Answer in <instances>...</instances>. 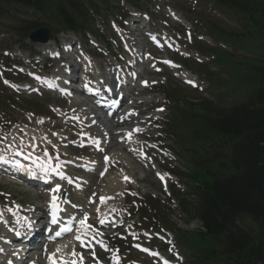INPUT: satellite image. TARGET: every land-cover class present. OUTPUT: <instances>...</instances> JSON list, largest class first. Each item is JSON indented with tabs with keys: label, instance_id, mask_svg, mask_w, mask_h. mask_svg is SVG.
<instances>
[{
	"label": "rangeland",
	"instance_id": "rangeland-1",
	"mask_svg": "<svg viewBox=\"0 0 264 264\" xmlns=\"http://www.w3.org/2000/svg\"><path fill=\"white\" fill-rule=\"evenodd\" d=\"M138 3H140V6L136 7L138 9L141 7L142 10L130 8L129 4L123 0H120V2H117V0H111V6H115L116 8L111 9V12L109 10L98 12L99 14L94 17V23L93 26H91V29L94 34L96 32V35H86L84 37L77 36L74 38L72 35L65 34L58 35L56 38L59 39L60 36H63L61 39L57 40V44L60 43V45H63L69 38H71V40L79 41L81 43V48L84 46V49L90 53L97 68H99L102 73L110 71L111 67L117 64L122 67H127L130 60L125 58L124 52L119 46V40L124 38V36L121 33L118 37L115 35L110 27V21H119L121 18L120 12L122 14L129 13L130 16L129 14L127 15L129 18L126 22H128L129 29L130 27L131 29H134L133 32L130 31V38L133 39L132 42L134 47H137V44L140 43L139 40L137 43L136 38L138 39V36L141 34V38L143 37L142 50L148 52L152 61L168 57L176 63L184 62L187 66L186 68L191 69L192 72H189V78L194 79L197 82V90H200V92H192L191 89L185 87L183 80L188 79V77L185 76L184 78L181 74L183 70L186 71L185 65H183L182 70L178 71L157 63L155 68H148L147 65L144 66L142 73V77L145 75L144 79H147L148 83L151 85H148L146 88H140L139 86L137 88L138 84L136 83L135 90L130 88V94L127 96L128 100H132H130V105L136 109V113L141 118V121L145 120L143 123L138 121L137 126L139 125L140 128L144 129L145 132L142 131L140 137L146 139L148 141L147 143L150 145L147 148L148 157L152 158L153 165L157 162L159 167H164L168 164L162 159L175 162V158H173L168 149L166 148V150H164L165 146L172 148L173 151L175 149L173 145L171 146L169 137L164 134L163 127H161L158 122H155L156 119L168 115V107L165 104L161 88L166 86L169 88V93H172V87L175 86L180 93V96L192 100H195L198 96L199 98H204L210 102L220 104L217 101V98L222 99L221 97L225 96L227 92L223 88V84L210 82L206 79L207 76L205 74L207 71L210 72L212 70H217L216 73L209 76V78H212L211 80H218L217 78H219V75H221L222 79H227L225 72H228L230 66L223 65L221 68L219 65L211 63V61L216 58L211 55L212 52L208 49L212 48L215 49L216 52L229 53L232 55L230 59L233 61H240L238 57H244L248 59L252 58L253 62H255V59L259 57V55L255 54L257 49L251 50L248 54H242L243 52H238V49L232 50L219 41L213 32L206 30V26H208L216 32L220 31L222 35L242 34V30H239V27L242 28L239 25L238 17L240 16L236 14L232 15V13L225 14L224 12H217L215 8L205 0H139ZM95 5L96 8L99 7L97 2ZM170 12H174L178 15L176 20L169 17ZM106 14L107 17L104 18V15ZM45 21L48 26L53 28V31H55V29L57 30L52 20H48V23L47 18L45 20V18L29 13L24 9L9 8L4 12L3 17H0V70L3 68L8 70L9 65H17L20 67L21 64L27 65L25 68L27 69V72L28 70H34L36 72V70H40L44 66L45 69L43 70L51 71H57L62 67V64H59L58 60L49 62L45 59V56L42 55L43 50L41 56L39 52L41 51V47L29 44L22 35L21 27H24V25L33 22L43 24ZM145 27L152 32L166 35L174 40L177 52L170 53L166 50H158L151 47L147 42V37L144 36V31L147 30H145ZM233 29L236 31H233ZM186 30L191 33L190 41L187 39L188 36L185 33ZM123 33L129 35L126 29L123 30ZM92 37L94 39H92ZM254 41L260 42L259 38L256 36L254 37ZM198 42L201 49H203V53H199L197 50L198 48L196 46L198 45H196V43ZM94 45H97V47H93ZM75 51L78 52V47L71 51L74 56H76ZM4 52L11 53L12 57L4 56ZM30 52H32V54H30ZM71 53H68L67 57L64 55L60 59L62 60L60 62H65L66 59L68 62H73L74 56ZM33 55H35L34 57L39 58L36 59L32 57L33 60L27 61ZM35 60L37 62L40 61V63L38 62L31 66L30 61ZM49 63H51L50 66H48ZM211 65L215 69H212ZM230 69L233 70L235 68ZM236 69L242 74L247 73L246 68L243 65L236 67ZM2 76L4 77V75L0 74L1 135L11 126H13L11 129V131H13L17 130L15 128H18V126L30 128V124L37 129L40 125L44 124L43 127L48 130H61L68 136L74 135V131L66 125L64 120L57 117L56 114L58 110H65L74 107V104L78 105L79 108L80 103L77 104L78 101H72L73 103H70L69 101H64L56 95L46 91H38L37 93L26 91L22 94H17L16 90H10L2 83ZM7 77L9 79L12 78V81L19 85L28 84L30 86L32 83V80L29 77H24L22 72L12 70V72L8 73ZM19 79H21V82H19ZM1 84L4 88H1ZM233 86L234 85H227V88H233ZM227 104L231 103L228 102ZM160 106L164 107L162 113L156 111V108ZM124 109L128 108L125 107ZM180 112L184 116L187 115V110H180ZM167 127L172 133H174V130L171 129L172 126L169 123ZM76 135H79V133L77 132ZM78 141L79 139L68 140L62 142V146L60 143H57L53 147H58L59 149L55 150L52 148V150L63 157H96V160L98 162L100 161L102 156L101 153L97 152L95 155L89 147H77ZM108 149L111 152V155L118 157L120 160L124 159L122 162L119 161V169L112 168L107 179H104L103 181L97 180L96 177L90 178L92 181L86 194L83 195L77 193L72 195V203L75 204L78 202L77 200L80 199L81 203L84 204L85 197L88 196V194L91 195L92 192H112V194L115 193V204L117 203L126 208V212L123 215L127 218L131 209L133 208L136 210L138 202H140L146 195H149L155 199L151 200L152 204L154 201L158 202V208L153 204L157 208V211L153 212L155 219L168 222V225H175L179 229H196L199 227V224L196 222L187 223L188 218L176 209V204L169 200L170 195L165 193L163 190L164 188L158 184L153 173H147L133 158L129 157L125 151L119 150L120 147L116 145L114 139L111 141ZM162 149L164 150L163 152L165 156H167L166 158L161 157ZM175 153L177 154V151H175ZM175 165L179 168V172L187 174L183 162H181V158L179 159L177 157ZM121 172L131 177L132 181L130 183H125L122 191H131L133 194L132 198L127 197L124 199L122 191H120L121 195H117L118 192L110 190L111 178H119ZM174 181L176 182V180ZM174 181L173 178L170 180L167 179L168 184H174ZM39 195L41 194H38L35 190L26 185L10 181L5 177H0V209L4 210V213H6L8 209H11L10 211H16L17 209L28 210L32 206L42 207L45 198L41 199ZM152 223L155 222L152 220ZM103 234L106 241L109 242V245H113L110 241V235H112L111 230H103ZM125 247L126 246L123 245L122 250H124ZM77 253L84 258V264H95V260H100L101 258L97 252L85 254L78 250ZM121 257L126 259L128 264H132V257L136 259V256H131L130 253H126L125 251L121 254ZM143 262L144 264H156L151 261H146L145 259Z\"/></svg>",
	"mask_w": 264,
	"mask_h": 264
},
{
	"label": "trees",
	"instance_id": "trees-1",
	"mask_svg": "<svg viewBox=\"0 0 264 264\" xmlns=\"http://www.w3.org/2000/svg\"><path fill=\"white\" fill-rule=\"evenodd\" d=\"M207 1L245 14L252 42L260 35L264 46V0ZM6 6H23L40 15L55 13L70 27L81 3L0 0V8ZM254 67L242 76L246 95L241 104L224 111L199 100L196 120L190 122L189 141L200 146L202 161L190 180L196 185L195 215L204 229L188 232L189 241H182L193 251L191 264H264V63ZM246 217L256 224L254 235L236 225Z\"/></svg>",
	"mask_w": 264,
	"mask_h": 264
},
{
	"label": "snow or ice",
	"instance_id": "snow-or-ice-1",
	"mask_svg": "<svg viewBox=\"0 0 264 264\" xmlns=\"http://www.w3.org/2000/svg\"><path fill=\"white\" fill-rule=\"evenodd\" d=\"M161 111H162V109H161ZM26 147H28V145H24L23 141H21V143L19 145H16V144L7 145L5 152L0 153V165L8 166L9 169L19 171V172L27 171L25 166L23 164H21L20 160L16 159V157H20L22 155V153L24 152V149ZM24 158L30 159L31 158V152H29L27 156H24ZM39 167H40L41 171L45 173V176H47V174L49 172H53L56 175L60 176L61 179H64L63 174L60 173L59 171H57L56 168H52L51 165H39ZM125 179H127V177H125ZM58 191H59L58 187L52 189L53 193L58 192ZM56 199H57V197L55 195H53L52 200H51V204H50V207L52 209V211H51V223L53 225L57 224V211H59L58 205L56 204ZM101 202L103 203V200ZM0 215H2V214H0ZM86 221H87V216H85L83 219H81L79 221V227L77 228L78 234L75 236V240L79 242L81 247H83L85 244V241H84V239H82V236H87L89 234V232L92 231L91 225L87 224ZM19 222L20 221L18 219L17 223H19ZM35 225H36V221H34V220L27 221V226H28L29 230H32L35 227ZM70 225H71V221H69L68 226L61 224L60 230L55 232V236L59 237L65 232H71L72 228ZM9 230L12 231V229H9ZM16 235L19 236L20 235L19 232H16ZM53 239H54V237H53ZM145 251H146V249H145ZM61 253H62V249L57 248L55 250V252L48 255L47 259L49 261V264H84V258L82 256H80L79 253H77L74 249L72 252H70L68 254V256L71 257V259L61 255ZM9 264H11V262H9Z\"/></svg>",
	"mask_w": 264,
	"mask_h": 264
},
{
	"label": "bare ground",
	"instance_id": "bare-ground-1",
	"mask_svg": "<svg viewBox=\"0 0 264 264\" xmlns=\"http://www.w3.org/2000/svg\"><path fill=\"white\" fill-rule=\"evenodd\" d=\"M140 53H141V55H142V52H140V50L138 49V48H134V51H133V56H132V59H135L136 57H140ZM71 67H73V69H71V70H73V74H75V73H77V72H80V69H77V68H75V66L74 65H72V66H70L69 68H71ZM81 72H83V71H81ZM71 73V72H70ZM97 75H100L99 73H97ZM185 75L187 76L188 74L187 73H185ZM131 76V75H130ZM125 75L123 74V73H121V79L123 80V85L124 86H126L127 85V81H125ZM63 79H66V77H63ZM73 79V78H72ZM128 79V78H127ZM74 80V79H73ZM121 80V81H122ZM107 81H108V78H107ZM130 81H132L131 79H130ZM62 82V81H61ZM72 85H73V83H72ZM119 92H121V91H119ZM118 92V93H119ZM90 109H92V108H90ZM81 112V117L83 116V111L81 110L80 111ZM93 113H95V112H93ZM127 114V113H126ZM95 120L96 121H98L99 123H101V126H102V130L103 131H105L106 133L105 134H108V129L109 128H116L115 126H117L118 125V123H114V121L112 122V121H108L107 119H105L104 118V120H103V118H101V117H99V116H97V114L95 113ZM121 114H119V116H120ZM128 116V115H127ZM129 117V116H128ZM84 118V117H83ZM29 134H31V133H28L27 135H29ZM91 140V139H90ZM92 142V141H91ZM130 143H131V141H130ZM32 154H35V156H36V160H35V162L37 163V165H40V164H44V165H49V161H47V158L45 157V156H43V154L40 152V151H37L36 153L34 152V153H32ZM34 162V160H33V164L34 165H36V163ZM28 164H31V162H29L28 161ZM111 185H112V188H111V190L112 189H119V188H121L122 187V183L118 180V179H116V178H114L113 179V181L111 182ZM37 186H39V185H37ZM104 206H106V205H103L102 207H104ZM62 206H60L59 205V209L61 208ZM115 211V209L114 208H111V210H107V212H100L99 213V216L100 217H106V215H107V213L108 212H110V213H113ZM33 212H35L36 213V215H34V216H32V220L33 219H37V221L38 220H40V219H42L43 218V215L44 214H46L45 212H44V210H43V208L41 207V206H36V207H34L33 208ZM22 214H25L24 212H22ZM17 216H18V218L19 217H21V215L20 214H18L17 213ZM70 216H73V214H71V215H69V217ZM36 224H37V222H36ZM4 238H8L7 236L6 237H4ZM29 241L31 242V245L29 246L30 247V249L29 250H27L26 252L23 250V249H11V248H8L7 246L6 247H1V249L3 248V252L4 253H2V254H0V264H1V260H3L4 259V261H5V264H7L8 262H14L15 264H28V262H27V260H28V258H35V259H38L39 258V256H37V254H36V256L34 255V251H36V247L38 246V243H34V241H35V237L34 236H32L31 238H29ZM23 244H26V243H23ZM56 244V243H55ZM5 246V245H4ZM26 248H27V244L26 245H24ZM57 249V247H54L53 248V250H50V252L51 253H53L55 250ZM38 252V251H37ZM51 253H46V254H51ZM16 256H19L20 257V259L22 258V260H20V261H18V260H16ZM6 257V258H5ZM12 259V260H11ZM31 260V259H30Z\"/></svg>",
	"mask_w": 264,
	"mask_h": 264
},
{
	"label": "water",
	"instance_id": "water-1",
	"mask_svg": "<svg viewBox=\"0 0 264 264\" xmlns=\"http://www.w3.org/2000/svg\"><path fill=\"white\" fill-rule=\"evenodd\" d=\"M46 31L47 30H45V31H42V30H40V31H37L36 33H33V34H31L29 37L31 38V39H33V38H35V37H33V36H35V35H39V34H43V35H45V33H46ZM39 37H37V39H38Z\"/></svg>",
	"mask_w": 264,
	"mask_h": 264
}]
</instances>
